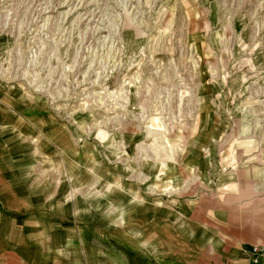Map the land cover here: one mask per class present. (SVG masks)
Listing matches in <instances>:
<instances>
[{
	"label": "rangeland",
	"instance_id": "374dc122",
	"mask_svg": "<svg viewBox=\"0 0 264 264\" xmlns=\"http://www.w3.org/2000/svg\"><path fill=\"white\" fill-rule=\"evenodd\" d=\"M0 184V264L250 261L264 0H0Z\"/></svg>",
	"mask_w": 264,
	"mask_h": 264
},
{
	"label": "crops",
	"instance_id": "0c3cea01",
	"mask_svg": "<svg viewBox=\"0 0 264 264\" xmlns=\"http://www.w3.org/2000/svg\"><path fill=\"white\" fill-rule=\"evenodd\" d=\"M2 190H9V193L11 195L10 198H7V196H3ZM20 197L15 192V189L12 188V186L8 187H1L0 184V226L3 223V226L0 227V230L9 232L5 228L8 227V221L11 222V216L12 213H17L18 211V205H16L17 201H20ZM4 223H7L4 224ZM111 245V248H114V245L109 243ZM119 245V244H118ZM122 253L123 256L126 257L128 264H157L154 261H151L150 258L138 253L136 250L122 246ZM202 264H210L208 261L207 263L205 261H201ZM226 263H236V264H251L248 260H237V261H227Z\"/></svg>",
	"mask_w": 264,
	"mask_h": 264
},
{
	"label": "built area",
	"instance_id": "2783aa9c",
	"mask_svg": "<svg viewBox=\"0 0 264 264\" xmlns=\"http://www.w3.org/2000/svg\"><path fill=\"white\" fill-rule=\"evenodd\" d=\"M251 264H264V244H257L250 250Z\"/></svg>",
	"mask_w": 264,
	"mask_h": 264
}]
</instances>
